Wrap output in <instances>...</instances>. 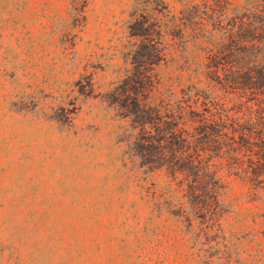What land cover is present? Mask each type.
<instances>
[{
  "label": "rangeland",
  "instance_id": "obj_1",
  "mask_svg": "<svg viewBox=\"0 0 264 264\" xmlns=\"http://www.w3.org/2000/svg\"><path fill=\"white\" fill-rule=\"evenodd\" d=\"M186 1L86 0L80 15L70 0H0V264H264L262 192L230 182L204 212L181 173L131 154L109 99L142 15L152 73L183 76L169 25Z\"/></svg>",
  "mask_w": 264,
  "mask_h": 264
},
{
  "label": "trees",
  "instance_id": "obj_2",
  "mask_svg": "<svg viewBox=\"0 0 264 264\" xmlns=\"http://www.w3.org/2000/svg\"><path fill=\"white\" fill-rule=\"evenodd\" d=\"M70 1L81 15L86 0ZM180 13L169 29L183 39V76L152 73L153 30L142 15L130 26L134 66L109 99L128 122L131 154L148 172L181 173L187 201L206 212L224 207L230 182L264 195V0H188Z\"/></svg>",
  "mask_w": 264,
  "mask_h": 264
}]
</instances>
